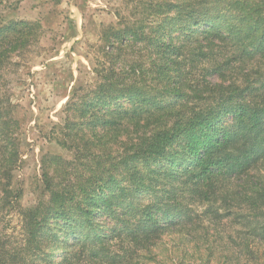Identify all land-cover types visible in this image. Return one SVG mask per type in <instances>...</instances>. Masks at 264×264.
<instances>
[{"label":"trees","instance_id":"1","mask_svg":"<svg viewBox=\"0 0 264 264\" xmlns=\"http://www.w3.org/2000/svg\"><path fill=\"white\" fill-rule=\"evenodd\" d=\"M135 13L102 34L96 82L65 102L50 132L63 153L41 156L30 206L0 91V210L18 205L20 221L0 232V264H264V0H137ZM32 32L0 25V68Z\"/></svg>","mask_w":264,"mask_h":264},{"label":"rangeland","instance_id":"2","mask_svg":"<svg viewBox=\"0 0 264 264\" xmlns=\"http://www.w3.org/2000/svg\"><path fill=\"white\" fill-rule=\"evenodd\" d=\"M136 1L0 0V25L28 21L33 31L25 48L12 52L0 68V91L11 102L20 129L21 163L14 182L22 192L21 205H33L43 195L41 156L63 153L51 128L62 122L63 106L73 91L94 85V69L103 59L102 34L109 26H118L123 16L134 20L136 13L128 12ZM17 208L0 210V232L10 237L20 232ZM228 222L217 228L220 246L226 245Z\"/></svg>","mask_w":264,"mask_h":264}]
</instances>
